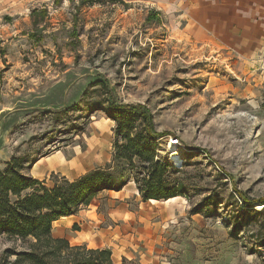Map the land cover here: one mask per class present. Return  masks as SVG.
Instances as JSON below:
<instances>
[{
    "label": "rangeland",
    "instance_id": "374dc122",
    "mask_svg": "<svg viewBox=\"0 0 264 264\" xmlns=\"http://www.w3.org/2000/svg\"><path fill=\"white\" fill-rule=\"evenodd\" d=\"M67 1H40L16 25L0 11L6 30H17L0 33V170L13 157L47 158L58 167L53 184L111 166L117 121L131 123V137L142 131L140 120L116 116L111 104L141 105L154 132L165 133L153 142L155 156L166 159L168 141L177 139L183 159L170 181L184 196L125 201L137 223L151 225L150 257L264 264V65L247 68V41L237 49L232 40L196 38L182 18L139 2ZM32 9L46 10L36 27ZM235 191L252 203L249 211ZM107 195L90 203L103 220L122 203ZM8 245L0 238V253Z\"/></svg>",
    "mask_w": 264,
    "mask_h": 264
},
{
    "label": "trees",
    "instance_id": "16d2710c",
    "mask_svg": "<svg viewBox=\"0 0 264 264\" xmlns=\"http://www.w3.org/2000/svg\"><path fill=\"white\" fill-rule=\"evenodd\" d=\"M59 2L54 0L55 4ZM88 2L92 1L80 0L79 5ZM45 14L46 10L31 12L33 27L37 25L35 18L43 19ZM111 108L116 116L134 117L142 123V131L131 137V123L117 121L115 131L121 142L114 143L111 166L96 168L73 181H56L49 188L30 174L38 159L30 162L13 157L0 170V238L9 243L0 253V264H113L107 248L71 245L64 238H54L53 223L90 205L97 194L120 191L129 182H134L143 202L184 196L181 184L170 181V173L178 169L167 158L155 156L153 142L165 133L154 132L149 110L141 105L114 103ZM235 193L249 211L252 203L239 191ZM259 202L264 205V199Z\"/></svg>",
    "mask_w": 264,
    "mask_h": 264
},
{
    "label": "crops",
    "instance_id": "0c3cea01",
    "mask_svg": "<svg viewBox=\"0 0 264 264\" xmlns=\"http://www.w3.org/2000/svg\"><path fill=\"white\" fill-rule=\"evenodd\" d=\"M41 1V2H40ZM0 0V11L4 17H14L15 25L18 24L17 17L28 10L29 7L37 8L41 4H49L54 0ZM123 3L139 2L145 7L163 10L173 14V17L182 18L183 23L191 25L194 29V37L207 41L232 40L236 42L237 49L240 48V41H247V55L253 57L251 67L264 65V60H254L257 55L264 56V49L256 50V45L264 41V0H120ZM35 3V4H34ZM68 4L63 0V5ZM40 6V5H39ZM42 5L40 8H45ZM34 11V9H32ZM31 11V12H32ZM30 12V14H31ZM29 14V15H30ZM31 16V15H30ZM1 18V16H0ZM23 20H28L24 18ZM37 22V21H36ZM33 23V20H32ZM31 23V24H32ZM5 22L0 19V33L13 35L17 32L15 27L11 31L6 30ZM38 25V22H37ZM36 25V26H37ZM3 30H6L5 32ZM254 73L253 80L256 79ZM90 159V157H88ZM97 157L87 160V163L94 164ZM47 158L38 159L30 170L33 178L43 182L49 188L51 176L58 171L57 165H53ZM65 162V161H64ZM90 163V164H91ZM62 165V163H60ZM91 164V165H92ZM93 168V169H92ZM86 173L94 170L92 166ZM84 173V174H86ZM83 174V175H84ZM82 175V176H83ZM113 201L122 202L115 210H110L106 219L98 214L97 207L88 205L80 209L76 214L62 217L53 223L52 236L64 238L75 245H86L88 248H107L111 251L113 264H158L161 261L150 257L148 243L151 241L145 224L137 223L133 213L128 210L127 201L134 196H139L136 186L129 182L120 191H105ZM168 199L167 202L177 200ZM124 201V202H123ZM154 201V200H150ZM121 212V215L118 213ZM120 215L123 217H115ZM117 219L123 220L119 225H112L110 222ZM76 225L79 231L75 236L70 237L67 231ZM155 261V263H153Z\"/></svg>",
    "mask_w": 264,
    "mask_h": 264
},
{
    "label": "built area",
    "instance_id": "2783aa9c",
    "mask_svg": "<svg viewBox=\"0 0 264 264\" xmlns=\"http://www.w3.org/2000/svg\"><path fill=\"white\" fill-rule=\"evenodd\" d=\"M178 145H179V141L177 139L176 140H172V139L169 140L168 145H167V148H168L167 159L175 168H179L183 164L182 153H180L176 150V147ZM172 153L174 156L172 155ZM167 264H170V263H167Z\"/></svg>",
    "mask_w": 264,
    "mask_h": 264
},
{
    "label": "bare ground",
    "instance_id": "6f19581e",
    "mask_svg": "<svg viewBox=\"0 0 264 264\" xmlns=\"http://www.w3.org/2000/svg\"><path fill=\"white\" fill-rule=\"evenodd\" d=\"M172 155H173V153H172ZM174 156V155H173Z\"/></svg>",
    "mask_w": 264,
    "mask_h": 264
}]
</instances>
